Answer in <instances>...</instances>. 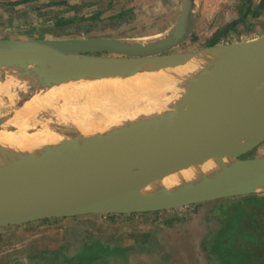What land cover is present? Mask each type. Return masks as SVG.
Masks as SVG:
<instances>
[{"label": "water", "instance_id": "95a60500", "mask_svg": "<svg viewBox=\"0 0 264 264\" xmlns=\"http://www.w3.org/2000/svg\"><path fill=\"white\" fill-rule=\"evenodd\" d=\"M177 1L181 13L173 28L150 42L0 39V74L22 70L30 93L73 80L130 78L151 63L156 69L178 68L226 51L213 59L214 70L203 73L200 93L189 99L186 112L138 118L124 131L93 141V149L83 147V135L65 139L43 151L31 176L20 169L10 179L0 173V229L85 215L167 212L264 193V157L241 159L264 143V36L164 55L180 46L197 22L200 0ZM4 122L1 118L0 132L10 130ZM228 160L235 164L227 180L144 199L189 171Z\"/></svg>", "mask_w": 264, "mask_h": 264}, {"label": "rangeland", "instance_id": "374dc122", "mask_svg": "<svg viewBox=\"0 0 264 264\" xmlns=\"http://www.w3.org/2000/svg\"><path fill=\"white\" fill-rule=\"evenodd\" d=\"M258 1L254 0L252 12L260 11ZM245 5L246 0H200L193 33L180 46L164 55L264 36V10H261L260 16L250 14L245 22L211 43L226 25L240 18ZM180 13L181 4L177 0H0V39H28L41 35L45 39L114 38L138 41L159 33L168 34ZM28 88L27 93L19 91L9 100L3 97L5 102L0 101V119H5L4 125L8 124L7 119L13 113L20 112L33 96L41 93L35 91L30 95ZM63 103H59L61 112L47 109L46 113L29 122L31 127L41 130L42 122H45L51 124V130L64 139L81 137L82 131L71 121ZM65 113L67 117H64ZM263 157L264 143L241 159ZM250 196L262 197L264 193ZM239 198L167 212L114 215L117 217L113 219L108 217L111 215H85L1 228L0 264H80L79 256L86 251L84 246H93V241L104 243L105 248L97 245L101 256L90 264H221L216 255L211 257L208 254L213 248L211 238L221 232L229 218L235 226V214L231 208ZM253 211L248 212L251 222L245 223L256 228V239L243 241H257L258 251L263 250L259 252L264 254V210L254 207ZM237 212L243 215L244 211ZM238 229L243 235L249 232L245 228ZM260 242L262 245L259 246ZM106 247L112 249L108 248L105 252ZM116 249L128 251L124 253ZM223 256L218 255L226 264Z\"/></svg>", "mask_w": 264, "mask_h": 264}, {"label": "bare ground", "instance_id": "6f19581e", "mask_svg": "<svg viewBox=\"0 0 264 264\" xmlns=\"http://www.w3.org/2000/svg\"><path fill=\"white\" fill-rule=\"evenodd\" d=\"M164 36L165 33H159L155 37L139 39L138 42H150ZM225 53L217 51L201 55L173 69H156L157 64L151 63L138 67L136 75L130 78L73 80L41 91L22 106L24 109L20 108V112L13 113L7 119L8 124L4 127L9 126L10 130L0 132L1 175L10 179L11 173L18 169L28 176L35 174L40 168L43 151L51 147L58 148L65 141L63 136L51 130L49 123L42 122L41 130L29 124L39 114L46 113L47 109L60 111L59 103L64 102V110L69 111V118L84 135L83 147L93 149V141L120 133L140 118L160 117L175 112L174 109L186 112L189 99L192 101L200 93L199 83L203 80V73L214 70L218 63L212 62L213 59ZM22 72H6V77L0 74V101L12 98L19 91L27 92L29 86L19 76ZM31 75L33 79L38 78L36 74ZM24 114H27L26 117ZM234 164L228 160L189 171L144 199L161 198L168 192H181L189 187L227 180Z\"/></svg>", "mask_w": 264, "mask_h": 264}, {"label": "trees", "instance_id": "16d2710c", "mask_svg": "<svg viewBox=\"0 0 264 264\" xmlns=\"http://www.w3.org/2000/svg\"><path fill=\"white\" fill-rule=\"evenodd\" d=\"M253 2L254 0H246V5L243 8H246L244 12H242L243 15V20H245L250 14L251 16H257L255 12H252L251 9L253 7ZM258 207L261 210H264V196L259 197V196H245L239 198L237 204L232 206L233 213L235 214V226L232 225L230 222V218L227 221V225L221 230V232L216 233L212 238L210 245L213 246L212 250L209 251V255L212 257L213 255L217 256V260L223 264L222 260L218 257V255L221 257V255L224 257V260L226 264H264V254H261L263 250L259 251H254L252 248L251 243H247L245 241H240L238 239L239 234H241L243 240H251L254 241L255 237L251 234V230L253 226H246V221L251 222L252 218H250L249 213H253V208ZM238 210H243V215L238 213ZM249 212V213H248ZM247 213V214H246ZM249 214V215H248ZM109 218L113 219L116 218L117 216L111 215L108 216ZM233 217V216H232ZM45 222H48L49 220H44ZM254 225V224H252ZM241 227L242 229H246L249 231L247 235H243L242 232L238 229V227ZM251 229V230H250ZM225 234L222 236V233ZM209 239V238H208ZM264 241V239H262ZM146 245H148V241L145 242ZM260 245L261 242L259 243ZM97 245H100L99 247H104L105 244L98 242V241H93V246L92 245H85L84 246V251L85 254L79 256V262L80 264H90V262L96 261L101 254L97 250L96 247ZM109 247H106V250ZM109 249H112L111 247ZM119 252H126L128 249H116ZM258 253L257 257L255 256L256 253ZM212 254V255H211ZM261 255V256H260ZM84 261V262H83ZM79 264V263H78Z\"/></svg>", "mask_w": 264, "mask_h": 264}, {"label": "flooded vegetation", "instance_id": "af4514ba", "mask_svg": "<svg viewBox=\"0 0 264 264\" xmlns=\"http://www.w3.org/2000/svg\"><path fill=\"white\" fill-rule=\"evenodd\" d=\"M258 9L261 11V10H264V0H259L258 2ZM251 11H253L252 9H251ZM260 11H257V12H255L256 14H257V16H254V17H258V16H260ZM246 20V19H245ZM245 20H243V15H241L240 16V18L239 19H236V20H234V21H232L231 23H229L228 25H230V24H233L232 26H231V28L223 35V36H225L228 32H230V31H232L234 28H236L237 27V25H239V24H241L242 22H245ZM228 25H226L225 27H227ZM219 33V32H218ZM217 35V34H216ZM215 35V36H216ZM214 38V37H213ZM255 227L253 226V228H252V230H251V233H252V235L255 237ZM238 239L240 240V241H243V238H242V236H241V234H239V237H238ZM256 239V238H255ZM256 243H251V245H252V248H253V250L254 251H258V243H257V241H255ZM259 246H260V244H259ZM255 252V253H256ZM257 255H258V253H256V257H257Z\"/></svg>", "mask_w": 264, "mask_h": 264}, {"label": "crops", "instance_id": "0c3cea01", "mask_svg": "<svg viewBox=\"0 0 264 264\" xmlns=\"http://www.w3.org/2000/svg\"><path fill=\"white\" fill-rule=\"evenodd\" d=\"M2 6H3V5H2ZM3 7H4V6H3ZM29 7L31 8L32 6H29ZM32 8H33V7H32ZM27 9H28V8H27ZM127 9L130 10L131 8H127ZM179 16H180V15H179ZM178 18H179V17H178ZM178 18H177V20H178ZM177 20H176V21H177ZM10 38H12V37H6V38H4V39H10ZM41 38L44 39L43 37H41V35H39V36L37 35V36L28 37V39H41ZM210 261L213 262V261L211 260V257H210ZM208 262H209V261H208ZM209 264H210V262H209ZM212 264H213V263H212Z\"/></svg>", "mask_w": 264, "mask_h": 264}]
</instances>
